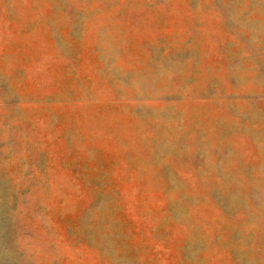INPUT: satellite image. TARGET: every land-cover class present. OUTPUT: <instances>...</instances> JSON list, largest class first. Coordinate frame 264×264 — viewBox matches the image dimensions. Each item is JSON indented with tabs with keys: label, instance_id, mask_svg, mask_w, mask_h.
<instances>
[{
	"label": "rangeland",
	"instance_id": "1",
	"mask_svg": "<svg viewBox=\"0 0 264 264\" xmlns=\"http://www.w3.org/2000/svg\"><path fill=\"white\" fill-rule=\"evenodd\" d=\"M0 264H264V0H0Z\"/></svg>",
	"mask_w": 264,
	"mask_h": 264
}]
</instances>
